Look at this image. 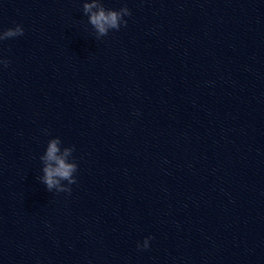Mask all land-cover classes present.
Wrapping results in <instances>:
<instances>
[{"label": "water", "instance_id": "95a60500", "mask_svg": "<svg viewBox=\"0 0 264 264\" xmlns=\"http://www.w3.org/2000/svg\"><path fill=\"white\" fill-rule=\"evenodd\" d=\"M102 2L0 0V264H264V0Z\"/></svg>", "mask_w": 264, "mask_h": 264}, {"label": "clouds", "instance_id": "9594fccd", "mask_svg": "<svg viewBox=\"0 0 264 264\" xmlns=\"http://www.w3.org/2000/svg\"><path fill=\"white\" fill-rule=\"evenodd\" d=\"M82 11L88 16V22L95 30L96 38L108 35L110 30H119L127 24L126 16L131 15L130 9L124 4L119 9L106 8L102 0H83ZM24 29L20 24L0 30V42L21 36ZM9 60L0 57V65L7 67ZM48 134V130H44ZM74 146L62 147L61 138L51 137L47 141L44 153L40 156L42 161V175L39 180L46 186L48 191L53 189L59 192L70 193L71 185L77 182L74 173L77 172L78 164L72 159ZM66 181L67 183H63ZM151 237L144 239L142 247L147 248ZM138 247L141 245L138 243Z\"/></svg>", "mask_w": 264, "mask_h": 264}]
</instances>
